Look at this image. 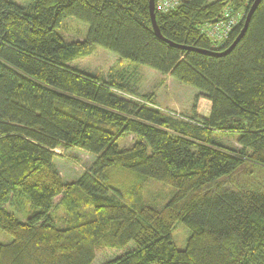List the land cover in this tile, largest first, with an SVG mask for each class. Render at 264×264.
I'll return each instance as SVG.
<instances>
[{
	"label": "trees",
	"instance_id": "trees-1",
	"mask_svg": "<svg viewBox=\"0 0 264 264\" xmlns=\"http://www.w3.org/2000/svg\"><path fill=\"white\" fill-rule=\"evenodd\" d=\"M27 1L0 0V231L12 239L0 243V264H264V185L250 178L253 165L264 168V0L219 57L185 48L225 51L252 0H177L165 13L155 0L160 34L177 47L155 37L148 0ZM237 11L244 17L217 47L207 31ZM69 18L87 26L81 42L57 32ZM94 46L134 72L145 66L195 88L208 115L196 103L180 117L119 96L133 94L129 83L71 64ZM218 133L238 135L237 147ZM129 135L130 147H119ZM74 148L93 165L64 182L53 159ZM120 168L170 186L172 197L161 210L126 205L107 183ZM21 198L24 222L9 212ZM59 206L65 227L52 220ZM178 222L190 232L182 250L171 237Z\"/></svg>",
	"mask_w": 264,
	"mask_h": 264
},
{
	"label": "rangeland",
	"instance_id": "rangeland-1",
	"mask_svg": "<svg viewBox=\"0 0 264 264\" xmlns=\"http://www.w3.org/2000/svg\"><path fill=\"white\" fill-rule=\"evenodd\" d=\"M15 1L20 6L29 4L27 0ZM235 13L237 14L233 17V24L244 17L242 11ZM57 32L68 43L81 42L87 34V26L69 18L64 19ZM71 64L81 71L84 70L89 74L98 75L104 80H107L108 76H113L118 83H129L130 88L134 91L133 94L120 90L115 92L124 98H132L141 104L151 106L161 113L179 115L180 117L190 116L195 103L196 109L199 108V111L203 113L207 111V108H205V105L208 104L206 103L207 99H199L194 103V97L198 93L195 88L182 84L173 77L161 75V73L145 66H138L137 72H134L133 65L130 62L119 59L117 55L105 49L94 46L88 55L78 58ZM150 94L154 95V103H149L144 99L145 96ZM214 136L218 143L229 147H237L238 135L218 133ZM134 140V137L129 135L119 139L117 143L119 147L127 148L130 147ZM56 151L62 155L54 158L53 163L64 182L76 181V179L87 173L93 165L94 156L80 149ZM251 169L253 174H250V178L254 179L253 185H264V168L253 165ZM106 174L108 185L119 192L126 205L135 209L149 206L153 209L161 210L173 195V189L170 186L143 176L138 177L134 173H129L121 168L109 169ZM11 211L21 222H24L31 213L29 205L24 198L17 199L16 203L9 209V212ZM73 211L75 212L76 209ZM78 211L85 216L88 213L91 215L92 208L82 206L81 209H77ZM68 217L69 212L66 206H59L55 209L52 220L55 226L65 227ZM189 233V230L182 223L178 222L174 226L171 237L177 249H185ZM11 240V236L0 231V243H9ZM93 264H102V262L96 258Z\"/></svg>",
	"mask_w": 264,
	"mask_h": 264
},
{
	"label": "water",
	"instance_id": "water-1",
	"mask_svg": "<svg viewBox=\"0 0 264 264\" xmlns=\"http://www.w3.org/2000/svg\"><path fill=\"white\" fill-rule=\"evenodd\" d=\"M253 3L250 5L249 9L247 10L246 16L244 17V22H243V28L241 29V31L239 32L238 36L236 37V39L234 40V42L230 45V47H228L225 51L223 52H210V51H205V50H200V49H195V48H185L188 50H194L200 54H206L209 56H224L227 53H229L233 48L236 47V44L244 37L245 32L247 31V28L249 26V22L252 18V16L254 15L258 5L262 2V0H252ZM155 0H148V6H149V16L151 17V27L153 28V32L156 38H160L163 41H165L169 46H173V47H177L174 44H172L171 42L169 43L168 41H166L164 38H162L161 34H160V30L157 27L156 24V16H155ZM184 48V47H183Z\"/></svg>",
	"mask_w": 264,
	"mask_h": 264
},
{
	"label": "built area",
	"instance_id": "built-area-1",
	"mask_svg": "<svg viewBox=\"0 0 264 264\" xmlns=\"http://www.w3.org/2000/svg\"><path fill=\"white\" fill-rule=\"evenodd\" d=\"M177 2V0H156V5L158 10H160L162 13H165L168 12L169 9H173L174 7H176L178 5ZM225 17H228V15H226ZM234 25L235 24H233V19L229 20V22L226 23H216L210 26L207 33L211 38H213L215 42H217L216 45L218 47V45H221L228 37L227 32H229L231 27H233Z\"/></svg>",
	"mask_w": 264,
	"mask_h": 264
},
{
	"label": "crops",
	"instance_id": "crops-1",
	"mask_svg": "<svg viewBox=\"0 0 264 264\" xmlns=\"http://www.w3.org/2000/svg\"><path fill=\"white\" fill-rule=\"evenodd\" d=\"M206 103H208V104L205 105V106H206L205 108H207L206 113H203V112L199 111V108H197V109H196V113H197V114H200V115H202V116H207V115H208L209 110H210L211 103H210L209 101H207ZM57 153H58V152H57Z\"/></svg>",
	"mask_w": 264,
	"mask_h": 264
}]
</instances>
